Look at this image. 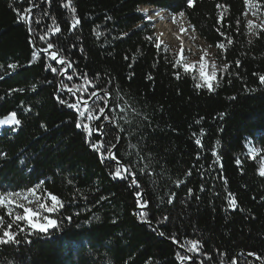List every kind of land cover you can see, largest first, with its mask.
Wrapping results in <instances>:
<instances>
[{"label": "trees", "instance_id": "16d2710c", "mask_svg": "<svg viewBox=\"0 0 264 264\" xmlns=\"http://www.w3.org/2000/svg\"><path fill=\"white\" fill-rule=\"evenodd\" d=\"M67 2L35 0L39 7L28 24L18 13L31 0H0V119L15 111L21 120L14 128L0 126V191L40 185L47 206L49 193L63 204L48 214L57 226L43 233L0 208V231L12 223L19 241L0 245V264H264V30L250 33L246 21L248 5L264 10V0H194L191 7L187 0H71L75 13L63 7ZM143 7L183 12L217 50L213 91L197 89L191 75L174 67L176 52L156 47ZM52 16L61 28L48 34L52 50L73 62L63 75L65 66L46 53L32 56L46 42L28 28L43 35ZM74 17L80 20L75 28ZM85 73L101 95L107 90L121 107L127 102L123 115L131 124L120 122L126 131L112 133L117 139L110 151V137H87L75 127L78 113L60 103L81 95L61 90L60 82L83 84ZM129 163L139 188L125 173L114 175L118 164ZM144 192L148 206L137 207ZM190 240L200 242L199 251L181 246ZM177 252L189 259L177 260Z\"/></svg>", "mask_w": 264, "mask_h": 264}, {"label": "snow or ice", "instance_id": "6c2138e0", "mask_svg": "<svg viewBox=\"0 0 264 264\" xmlns=\"http://www.w3.org/2000/svg\"><path fill=\"white\" fill-rule=\"evenodd\" d=\"M187 3L188 6L191 7L194 4V0H187ZM36 7H39V5L35 3V0H31L29 7L24 9V13H18L19 20L31 24L32 11L33 8ZM63 7L70 8L72 13L76 12L75 7L71 6V0H68L67 3H64ZM143 11L147 12L146 9ZM48 15L49 14L45 11L42 13V18L48 17ZM156 15L159 16L160 13L157 12ZM178 15L180 17H183L184 13L180 12ZM50 19L51 24L48 26L46 32L43 35H40L31 27L28 28V31L30 33H32L34 36H38L39 40L46 42V47H44L43 49L36 48V50L33 51L32 56L33 59H36L41 52L46 53L51 61H56L58 64L65 66L63 69H61L59 73L60 75H63L67 72L69 68H72L73 62L66 60L64 55L60 52L59 48H57V50H52L54 49V47H56V45H54L53 42L48 40V34L59 33L61 31V28L57 24L55 16L50 17ZM149 19H151V17H149ZM173 19L175 20V17H173ZM35 23L40 24L41 20L37 19ZM79 23L80 20L74 17L72 21V27L75 28L76 25H78ZM249 24L251 25V22H249ZM260 27H264V24L260 25ZM96 35L97 37H99L101 33L97 31ZM146 39L151 40L152 37L149 36L146 37ZM156 47L160 48V44H156ZM219 47L224 48V45L220 44ZM237 64H239V61H237ZM9 67L15 70L18 65L13 63L9 65ZM47 67L51 69V72L57 73V68L52 67L51 64H48ZM174 67H182L183 72L185 74L191 75L192 79L197 81V83L195 84V87L197 89H207L208 91H213L214 83L217 82V65L215 63L211 64V70H209V65L206 61L200 62L197 66L196 64L185 62V58L181 56L180 59L175 61ZM226 69L227 65H225L224 69H221V71H225ZM175 76L177 79H179L180 73L176 72ZM0 79H3V77H0ZM66 79L71 81L73 79V76L67 75ZM83 79V84L73 85V87H67V85H65L63 81L60 82L61 90L67 88V91L71 93L74 97L76 96L77 92L81 93V95L76 98L75 102L69 103L65 100H60V103L66 104L68 108L73 109L76 113H78L79 120L76 122L75 127L77 129H81L82 132L86 133L87 137H93L94 133L100 134L101 138L110 137V139H108L107 141L108 148L110 151L111 148L116 147V144H114L113 141L117 139V137L113 136L112 133H124L126 131V129L122 126L120 122L122 121L123 124H131V120L123 115L129 110L127 107V102H125V107H121L120 98L118 96L112 97L111 94L107 92V90H103V95H101V90H97L95 88L93 80L88 79L86 73L84 74ZM149 79H151V77H149ZM259 80L262 84H264V75L259 76ZM87 86H91L93 90L91 92H88ZM19 91H23V89H20ZM85 93H87V99L84 98ZM20 124L21 120L17 118V113L15 111L11 112L4 119H0V126H19ZM195 143L197 145H200L201 141L197 139ZM92 147L97 150H100L101 148L105 147V144L92 143ZM130 147L135 149L137 145H130ZM251 153L253 155V159H255L256 149H252ZM107 158L114 159V157ZM101 159L103 160L105 159V157L102 156ZM140 159L142 160L143 157H140ZM236 162L237 164L240 163L239 160H237ZM132 167L133 166L131 163H129L128 167H124L118 164V166L115 168L114 175L115 177H121L122 173H125L126 175L122 178L127 180L128 177H132L131 186L133 188H139V185L136 182L135 174L132 171ZM147 167L148 165H144L143 168L140 169V171L143 172V170ZM259 175L264 177V160H261L260 162ZM179 183L180 181L177 182V184ZM39 187L40 185H36L35 188L29 189V191L26 193H23L21 191H0V206H4L8 209L7 214L9 216H13V211L10 207L11 205H16L17 207L23 209L22 215L19 213H16L14 215L13 222L26 221V226H30L32 230H38L39 232L43 233L47 232L50 228L56 227L57 220L51 219L48 216H44L43 220L45 222L41 223L39 219L40 214L38 212L33 211V209L30 207H25L23 203H18V201H20L21 199L27 201L29 199V196L34 195L36 189ZM201 191H203V188H201ZM191 194L192 190L188 189V195L190 196ZM48 195L51 198V206L49 207L46 204L41 203L39 205L41 209H45L47 212L52 213L57 211L58 206L60 208L63 207L61 200H59L56 195H53L51 193H49ZM137 195L139 196L140 193H137ZM140 199H142L144 202L141 203L140 200H137V207L146 208L150 199L148 192H144ZM168 202L171 203V200H169ZM228 206L234 209L236 207V200L234 198L229 197ZM140 215L143 216L144 213H140ZM164 219L167 220V217H164ZM3 223V218L0 217V224ZM12 227L13 224L8 223L4 226V230L0 231V245L19 243V241L16 239L17 233H14L11 230ZM17 229L18 232H24L25 230L24 227H21L19 224H17ZM181 246L186 247L187 252L189 253L197 252L200 250L201 247L200 242L197 240L186 241ZM176 259L183 262L188 260L189 257L187 255H181L179 252H177Z\"/></svg>", "mask_w": 264, "mask_h": 264}, {"label": "rangeland", "instance_id": "374dc122", "mask_svg": "<svg viewBox=\"0 0 264 264\" xmlns=\"http://www.w3.org/2000/svg\"><path fill=\"white\" fill-rule=\"evenodd\" d=\"M253 6L255 5H248L246 21L250 33L254 34L256 31L264 30V27H260V25L264 24V10L258 6ZM140 13L143 15L142 9L140 10ZM162 14V18L158 21H152L148 16L143 15L147 22H151L153 24L155 37L158 41V44L172 49L177 53L179 59L181 56H183L185 58V62L196 64L198 66L200 62L206 61L209 65V70H211V64L215 63L217 60V50L210 47L198 37L196 32L188 23L185 15L183 17H180L179 15L173 16L166 11H162ZM173 17H175V20ZM162 19L165 21L164 24L166 23V27L161 29L159 28V23L162 21ZM249 22H251V25ZM14 127L16 126H1L2 129H10ZM48 201L51 202V198H48ZM18 203H23L25 207H30L36 210L41 215L42 219L44 216H48L49 214V212H47L45 209H41L39 207L41 203H47V197L42 193L40 188H37L35 194L29 196L27 201L21 199L18 201ZM10 207L13 211V218L16 213L21 215L23 214V209L17 207L16 205H11ZM0 208H3L6 210V212H8L6 207L0 206ZM2 226L3 224H0V230Z\"/></svg>", "mask_w": 264, "mask_h": 264}, {"label": "bare ground", "instance_id": "6f19581e", "mask_svg": "<svg viewBox=\"0 0 264 264\" xmlns=\"http://www.w3.org/2000/svg\"><path fill=\"white\" fill-rule=\"evenodd\" d=\"M145 9L147 10V12L143 11ZM157 12L160 13L159 16L156 15ZM142 13H143L144 16L151 17L152 21H158L163 16L162 11L161 10H157L156 8L143 7L142 8ZM164 22L165 21H163V19H162V21H160L159 28L162 29L163 27H166V25H165L166 23L164 24Z\"/></svg>", "mask_w": 264, "mask_h": 264}]
</instances>
